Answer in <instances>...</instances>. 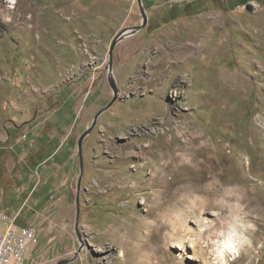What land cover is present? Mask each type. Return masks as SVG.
Instances as JSON below:
<instances>
[{
	"label": "rangeland",
	"instance_id": "rangeland-1",
	"mask_svg": "<svg viewBox=\"0 0 264 264\" xmlns=\"http://www.w3.org/2000/svg\"><path fill=\"white\" fill-rule=\"evenodd\" d=\"M142 3L145 28L114 49L118 98L83 141L78 190L77 142L113 96L108 51L141 24L137 0H0V177L22 163L12 148L25 134L5 141L8 128L64 129L74 158L65 188L35 194L39 205L20 214L40 233L34 264L146 263L142 227L158 218L165 228L147 264L165 254L166 264H220L215 249L228 235L237 249L222 264H264V0ZM25 196L0 201L13 213Z\"/></svg>",
	"mask_w": 264,
	"mask_h": 264
},
{
	"label": "crops",
	"instance_id": "crops-1",
	"mask_svg": "<svg viewBox=\"0 0 264 264\" xmlns=\"http://www.w3.org/2000/svg\"><path fill=\"white\" fill-rule=\"evenodd\" d=\"M23 130L24 129L21 131L19 129L10 130V128L6 130L7 138L5 141H10L12 136L17 133H22V135L25 134V138L23 141H21L20 138L14 139L13 141L14 144L12 150H16L14 156L19 157V160H21L22 163L18 165L16 161H14L11 163L9 168L4 171L2 176L6 173L8 174L6 176V180H2V177H0V194H26V196L24 201L20 204L19 209L17 211H13V213H8L11 209L9 207L4 208V204L0 201V230L5 227L6 220H3V218L6 217L8 219L16 218V223L19 226H33L32 221L27 222L26 224L18 223L22 210L30 208L29 211L31 212V208L35 207V205H39L38 201H34V206H31L30 204V202H33L32 198L35 194H58V192H61L65 188V177L67 178L74 166L73 153L71 152L68 143L64 144L66 139H64V133H61L64 132V129L59 130L55 127H50L42 130L44 131L42 133L37 130H25V133ZM0 134L2 133L0 132ZM37 141H39L42 145H37L38 149L42 148V152H38L36 154L30 150V147L35 146ZM26 143L27 146H25ZM52 147H54V150L45 158L44 161L47 162L50 158H55L54 163H52L51 167H48L40 174L36 167L44 161H38V158L43 156ZM9 160H11V158ZM23 171L27 172V175H23ZM39 234L40 233H37V237ZM37 246L38 240L37 243L31 247L24 264L28 261H30L29 264H34V262H36V253L37 250H40L37 249ZM32 252L34 260H31ZM66 261H69L67 264H83V262H79L76 257L66 259Z\"/></svg>",
	"mask_w": 264,
	"mask_h": 264
},
{
	"label": "bare ground",
	"instance_id": "bare-ground-1",
	"mask_svg": "<svg viewBox=\"0 0 264 264\" xmlns=\"http://www.w3.org/2000/svg\"><path fill=\"white\" fill-rule=\"evenodd\" d=\"M35 29V28H34ZM26 31V30H25ZM187 46H189V45H187V44H185L184 45V49H186L187 51H188V47ZM165 56V55H164ZM162 63L164 64V66H165V71H172L173 70V68H174V66H175V62H172L171 61V58H166V57H164L163 58V60H162ZM155 109V108H154ZM152 110V109H151ZM156 110V109H155ZM163 110V109H162ZM158 111V110H157ZM155 112V111H154ZM158 113H159V111H158ZM164 113V112H163ZM161 114V113H160ZM135 115H137V114H135ZM162 115V114H161ZM164 115V114H163ZM137 117H138V115H137ZM161 119L159 120V123L157 122V125H158V127L159 126H161V125H163V124H165V122H166V117H164V116H161L160 117ZM139 121H141L140 119H138ZM150 120V119H149ZM131 123H134L133 125H135V126H137L138 125V121H131ZM156 128V127H155ZM179 131V130H178ZM144 133H146L145 135H147V136H149V135H152V134H154V131H152V130H148V132H144ZM157 133H159L157 130H156V133L155 134H157ZM181 134H182V136H187L188 137V133H184V132H181ZM174 137H171V142H172V140H174V139H177L178 137H177V135L175 134V131H174ZM142 136V135H141ZM189 137L190 138H188V139H190V140H185L184 142H183V145L185 146V149L186 150H188L189 151V149L191 148V141H193V140H195L194 138H192L191 137V135H189ZM149 146H147V148H148ZM145 148H140V150L142 151V150H144ZM191 150V149H190ZM173 157H174V155H173ZM162 200V199H161ZM143 204H144V202H143ZM159 204V203H158ZM156 205V208L155 209H158V208H160V206H162V204L161 205ZM155 209H152V208H148L147 209V215H151V214H153L154 213V211H156ZM159 215V214H158ZM161 217V216H160ZM68 218V217H67ZM156 222L154 223V224H150V225H145V227H142V230H146L145 232H144V235H143V237L142 238H140V243H139V245H138V249H149V254L148 255H146V256H148L150 259L149 260H151L152 258H157V254H158V252H159V250H157V248L156 247H151V245H150V243L152 242L151 241V239L152 238H156L157 237V233L158 232H160L163 228H165V225L164 224H162L161 222H160V219L158 218V220H155ZM141 234H142V232H141ZM218 242H220V245H218V246H216V249H215V253H214V255H215V257L218 259V262H220V264H222V263H224V261H226V256L227 255H232V254H234V251H236L235 249H237V248H235V246L233 245V242H232V240H231V238H230V235H228L227 237H224L223 239H221V241H218ZM165 244V243H164ZM157 245H159V244H157ZM161 247V246H160ZM237 247V246H236ZM144 254V253H143ZM123 255V254H122ZM140 255V254H139ZM168 255L167 254H165V255H162L159 259H158V263L157 264H166V262L167 261H170L169 260V258L167 257ZM237 256V255H236ZM138 257V256H137ZM143 257V256H142ZM211 259V258H210ZM139 260V259H138ZM148 260V261H149ZM147 261V262H148ZM204 261V260H203ZM206 261V260H205ZM143 262V261H142ZM147 262L146 263H143V264H147ZM149 263V262H148ZM142 264V263H141Z\"/></svg>",
	"mask_w": 264,
	"mask_h": 264
},
{
	"label": "built area",
	"instance_id": "built-area-1",
	"mask_svg": "<svg viewBox=\"0 0 264 264\" xmlns=\"http://www.w3.org/2000/svg\"><path fill=\"white\" fill-rule=\"evenodd\" d=\"M6 220L0 230V264H24L31 247L37 243V233L32 226H19L16 218Z\"/></svg>",
	"mask_w": 264,
	"mask_h": 264
},
{
	"label": "water",
	"instance_id": "water-1",
	"mask_svg": "<svg viewBox=\"0 0 264 264\" xmlns=\"http://www.w3.org/2000/svg\"><path fill=\"white\" fill-rule=\"evenodd\" d=\"M164 1L169 2V1H173V0H164ZM137 5L139 8L141 17H142L141 24L137 27L128 28V29L123 30L120 33H118L115 36V38L112 40L111 45L109 47V51H108L109 59H108L107 71H108V83L111 87L113 96H112L111 100L101 110H99L95 114L91 125L88 128H86V130H84V132L80 135L78 142H77L78 158H79V162H80V173H79V178H78V183H77V189L78 190H79L80 183H81V180L83 177V159H82L83 141L92 132V130L95 128L97 120L100 117V115L102 113H104L105 111H107L109 108H111V106L117 101V98H118V88H117V85L115 82V78L113 77V71H112L114 49H115L117 43H119L120 41H122L128 37H131V36L137 34L139 31H141L143 28H145V26L147 24V15H146L145 9L143 7L142 0H137ZM78 205L79 204H78V199H77V209H78ZM77 221H78V217L76 219V225H75L76 231H78ZM72 260H74V259H72ZM68 262L69 261L64 260V261L58 262L57 264H67Z\"/></svg>",
	"mask_w": 264,
	"mask_h": 264
}]
</instances>
